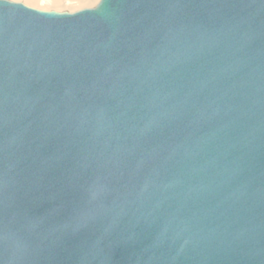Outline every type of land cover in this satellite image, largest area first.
<instances>
[{
	"label": "water",
	"instance_id": "95a60500",
	"mask_svg": "<svg viewBox=\"0 0 264 264\" xmlns=\"http://www.w3.org/2000/svg\"><path fill=\"white\" fill-rule=\"evenodd\" d=\"M0 264H264V0H0Z\"/></svg>",
	"mask_w": 264,
	"mask_h": 264
},
{
	"label": "bare ground",
	"instance_id": "6f19581e",
	"mask_svg": "<svg viewBox=\"0 0 264 264\" xmlns=\"http://www.w3.org/2000/svg\"><path fill=\"white\" fill-rule=\"evenodd\" d=\"M42 10H64L73 12L83 6H95L99 0H21ZM93 4V5H92ZM95 4V5H94ZM64 7V8H63ZM85 8V7H83ZM87 8V7H86Z\"/></svg>",
	"mask_w": 264,
	"mask_h": 264
},
{
	"label": "rangeland",
	"instance_id": "374dc122",
	"mask_svg": "<svg viewBox=\"0 0 264 264\" xmlns=\"http://www.w3.org/2000/svg\"><path fill=\"white\" fill-rule=\"evenodd\" d=\"M11 1H15V2H22V3H24L23 1H21V0H11ZM24 4H26V5H28V6H31V7H34V8H37L36 6H32V5H29V4H27L26 2L24 3ZM93 5V4H92ZM95 5V4H94ZM83 7H92V6H83ZM82 7V8H83ZM64 8V7H63ZM39 9V8H38ZM79 9H81V8H79ZM79 9H77V10H79ZM59 11H61V10H59ZM62 11H68V9H64V10H62ZM76 11V10H75Z\"/></svg>",
	"mask_w": 264,
	"mask_h": 264
}]
</instances>
